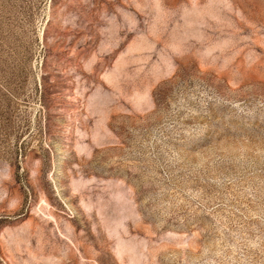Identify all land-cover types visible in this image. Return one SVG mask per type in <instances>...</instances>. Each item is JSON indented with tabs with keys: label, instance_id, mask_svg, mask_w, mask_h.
<instances>
[{
	"label": "rangeland",
	"instance_id": "rangeland-1",
	"mask_svg": "<svg viewBox=\"0 0 264 264\" xmlns=\"http://www.w3.org/2000/svg\"><path fill=\"white\" fill-rule=\"evenodd\" d=\"M0 264H264V0H0Z\"/></svg>",
	"mask_w": 264,
	"mask_h": 264
}]
</instances>
